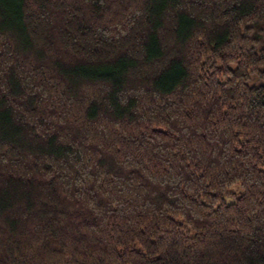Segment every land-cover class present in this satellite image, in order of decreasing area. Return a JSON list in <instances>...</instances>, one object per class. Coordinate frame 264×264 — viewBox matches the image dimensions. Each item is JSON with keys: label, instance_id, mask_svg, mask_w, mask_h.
<instances>
[{"label": "trees", "instance_id": "trees-1", "mask_svg": "<svg viewBox=\"0 0 264 264\" xmlns=\"http://www.w3.org/2000/svg\"><path fill=\"white\" fill-rule=\"evenodd\" d=\"M0 264H264V0H0Z\"/></svg>", "mask_w": 264, "mask_h": 264}, {"label": "rangeland", "instance_id": "rangeland-1", "mask_svg": "<svg viewBox=\"0 0 264 264\" xmlns=\"http://www.w3.org/2000/svg\"><path fill=\"white\" fill-rule=\"evenodd\" d=\"M239 186H240V185H236V186H235L237 192H239V191L241 190ZM226 201H227L228 203L233 202V201H234V196H233V195H227V196H226Z\"/></svg>", "mask_w": 264, "mask_h": 264}]
</instances>
